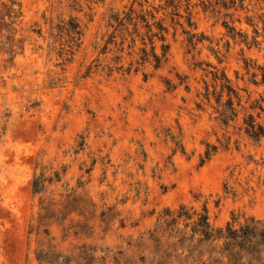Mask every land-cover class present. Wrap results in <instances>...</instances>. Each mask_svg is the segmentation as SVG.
I'll return each mask as SVG.
<instances>
[{
  "label": "rangeland",
  "instance_id": "rangeland-1",
  "mask_svg": "<svg viewBox=\"0 0 264 264\" xmlns=\"http://www.w3.org/2000/svg\"><path fill=\"white\" fill-rule=\"evenodd\" d=\"M8 1L0 0V18ZM18 1L17 31L0 32V264H50L38 257L51 249L73 264H228L223 242L196 241L190 251L162 217L207 207L216 228L255 219L264 229V140L223 129L203 96L206 82L212 86L204 69L214 67L253 98L264 92L245 66L261 73L264 38L234 39L223 19L186 3L178 17L152 0L156 8L140 0ZM132 7L155 14L152 24L166 18L170 49L160 68L147 29L138 37L133 26H109L112 13ZM235 25L251 42L253 28ZM192 35L203 42L193 45ZM155 44L161 54L162 42ZM41 175L46 189L35 194ZM253 240L245 260L264 264V242Z\"/></svg>",
  "mask_w": 264,
  "mask_h": 264
},
{
  "label": "trees",
  "instance_id": "trees-1",
  "mask_svg": "<svg viewBox=\"0 0 264 264\" xmlns=\"http://www.w3.org/2000/svg\"><path fill=\"white\" fill-rule=\"evenodd\" d=\"M138 1V0H135ZM154 3L158 2V12L163 11L167 13L171 11L173 16L181 17L180 9L183 4L186 3L187 11L191 7L196 6L202 8L206 14H210L217 19H223V26L228 30V33L236 39L237 36L242 38V42L252 45L259 44V38H264V7L259 9H250L249 0H152ZM195 1L194 4H192ZM140 5L143 7L144 3L151 4V0H140ZM156 8V6H153ZM136 14V15H135ZM22 6L18 0H9L7 3H3V9L1 11L0 18V32L4 30L15 33L17 31L15 25L22 17ZM244 15V17H243ZM156 19V15L151 11L142 10L137 14V11L132 7L128 12L112 13L109 19V26L118 30H129L130 26H133L134 31L131 35H137L141 37L140 28L147 29V35L150 37V43L152 45L151 56L155 59V68H160L163 61L168 59V53L170 45L166 43V34L168 29L164 24V19L159 20L152 24L150 21ZM230 19V21L228 20ZM243 20L253 28L254 36L252 41L249 42V34L238 30L235 25L236 22L240 24ZM188 24L193 25L192 13L188 16ZM153 25L156 26L157 32H153ZM76 38L79 39L83 36V31L80 29L78 23H73L69 30ZM14 35V34H13ZM77 35V36H76ZM14 36L10 35L8 38L11 43L14 42ZM195 35H192L190 42L193 45L203 42L198 39L195 43ZM114 38V36H112ZM155 38L162 42V53L156 52ZM136 39L133 38L135 43ZM142 41L146 44L145 37H142ZM110 42H108L109 44ZM78 47H80L78 45ZM146 56H150L146 49H142ZM148 59V58H147ZM246 69L248 72L252 71L253 80L252 84L258 88L264 86V68L259 73L255 67L246 62ZM209 67H211L209 65ZM254 70V71H253ZM207 76H211L212 86L206 82L204 101L210 105L214 114L216 115V122L225 130L231 127H239L240 131L244 132L245 136L254 143H262L264 140V92L259 93L256 98L252 97V93L248 89L237 87L226 72L214 67L213 71L204 69ZM261 76V80L258 77ZM171 84V83H170ZM173 86V85H171ZM212 87V88H211ZM244 92V93H243ZM173 140H177L175 135H171ZM230 140L228 139L225 148L230 146ZM177 146L185 153L183 145L177 141ZM218 152V147L214 146L212 149L209 147L205 152V157L201 160V165H204ZM47 179L43 175L35 177L33 181V192L35 194H41L46 189ZM164 223L172 232H180V243L186 244L190 251L194 250L197 243H218L223 242V251L228 254V264H253V258L245 260L246 255L242 252L247 251L248 248L254 247L255 238L259 237L264 242V229L260 228V221L251 219L247 224L241 226L239 229H234L229 223L227 227H214L210 220V215L207 207H204L202 212H191L186 206H182L178 211H168L164 217ZM184 224V228L180 229V225ZM236 248L239 250L237 251ZM185 249V247H184ZM39 255V260L45 257L50 264H73L74 257L57 253L55 250H50L49 253ZM105 259V258H103ZM106 260V259H105ZM245 261V262H244ZM218 264H226L224 259H218ZM78 264V263H77Z\"/></svg>",
  "mask_w": 264,
  "mask_h": 264
}]
</instances>
